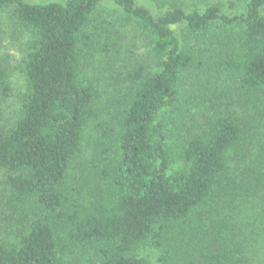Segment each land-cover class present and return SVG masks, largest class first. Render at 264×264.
<instances>
[{
	"label": "trees",
	"instance_id": "16d2710c",
	"mask_svg": "<svg viewBox=\"0 0 264 264\" xmlns=\"http://www.w3.org/2000/svg\"><path fill=\"white\" fill-rule=\"evenodd\" d=\"M103 1L0 0V11L26 34V91L14 121L0 122V201L20 218L11 215L0 227V264H171L168 233L212 206L228 162L243 160L250 145L228 96L230 87L239 94L264 89V0H110L147 35L155 65L129 70L135 85L116 129H102L108 144L97 141L86 154L83 133L96 116L97 87L81 71L82 52ZM164 4L157 14L154 5ZM175 25L184 26L183 40ZM215 43L212 63L230 85L225 75L216 80L203 56ZM194 62L212 75L204 92L211 113L187 132L172 112L181 74ZM8 75L0 67V102L11 90ZM259 178L244 181L245 189L254 190ZM211 225L199 256L174 264H229L233 225L225 218ZM144 247L156 259L144 256Z\"/></svg>",
	"mask_w": 264,
	"mask_h": 264
},
{
	"label": "rangeland",
	"instance_id": "374dc122",
	"mask_svg": "<svg viewBox=\"0 0 264 264\" xmlns=\"http://www.w3.org/2000/svg\"><path fill=\"white\" fill-rule=\"evenodd\" d=\"M26 1L42 3L65 0ZM218 1L223 6L224 0ZM154 6L159 14L167 5ZM172 28L183 40L184 26L175 25ZM16 30L19 33L6 11H0V67L9 71L8 82L11 87L8 95L2 97L0 102V122L5 127L16 118L26 91V79L21 71L26 34L21 36L19 33L18 39L12 40L10 35ZM86 31L90 41L82 52L81 71L97 87L94 101L96 116L87 121L83 133L85 153L90 155L97 141H102L101 130L116 129L117 118L135 85L128 75L129 70L138 64L150 69L155 65V57L147 35L137 23L125 20L120 8L110 0L99 4L93 15V23ZM198 45L200 48H196L201 50V43ZM205 48L203 56L207 57V63L216 71V80H219L225 73L212 63L214 58L219 57L217 44H207ZM197 49L195 60L201 59V52ZM196 64L194 62V66L182 72L180 102L172 112L174 121L187 132L198 127L202 117L211 113L209 99L204 96V92L206 86L213 83L208 80L212 75L205 64L199 67ZM224 82L230 85L232 81L225 75ZM229 89L228 98H233L240 119L247 124L250 145L243 160L233 159L228 162L222 187L214 196L212 206H208L205 213L195 216L192 222L175 225L168 233L167 242L173 256L171 264L199 256L211 239L209 232L215 218L229 220L234 228L227 246L231 255L229 264H264V89L254 94H239L232 87ZM102 142V145L108 144L106 140ZM255 174L260 177L255 189L246 190L243 182L251 180ZM2 180L0 172V195L3 191ZM226 184H229V188H226ZM11 215L14 220L20 219L14 208H8L3 199L0 201V227L9 221ZM14 227L12 225L10 228L13 230ZM140 252L156 259V252L151 248L144 247Z\"/></svg>",
	"mask_w": 264,
	"mask_h": 264
}]
</instances>
